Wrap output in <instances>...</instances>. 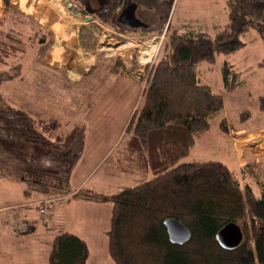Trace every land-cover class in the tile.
<instances>
[{"label":"trees","instance_id":"16d2710c","mask_svg":"<svg viewBox=\"0 0 264 264\" xmlns=\"http://www.w3.org/2000/svg\"><path fill=\"white\" fill-rule=\"evenodd\" d=\"M77 2L78 10L93 14L102 24L134 31L118 19L127 0ZM227 10V22L213 37L202 30L173 28L170 51L165 47L157 56L115 154L121 171L151 175L136 184L109 193L75 192L71 175L84 152V126L64 129L60 119L35 117L0 93V165L8 176L27 181L32 190L48 196L37 202L41 208V201H47L46 214L41 213L45 220H49L48 209L55 199L73 194L111 204L107 251L115 264H264V181L258 182L257 193L246 180L258 165L248 162L237 173L220 160H185L198 137L210 130L212 119L224 110L222 96L197 76L199 63L213 64L218 54L236 52L246 44L242 35L250 30L264 40V0H227ZM19 18L0 16V65L10 69L0 68V85L21 69V62L10 61L24 53L25 29L19 25L34 29L32 20ZM36 26L31 36L44 42L48 32L42 25ZM86 29L93 38L92 28ZM159 29L148 26L145 31ZM35 65L33 85L48 97L69 92L77 101L91 82L72 83L60 69L40 62ZM259 65L264 66V57ZM98 70L97 62L89 73ZM108 71L120 78L131 69L114 58ZM223 72L227 90L241 85L238 73L229 65ZM259 102L264 108V96ZM167 218L186 225L190 240L183 244L171 241L164 224ZM231 221L242 227L244 240L238 247L226 249L216 234ZM89 255L87 241L61 227L51 241L48 258L49 264H85Z\"/></svg>","mask_w":264,"mask_h":264},{"label":"rangeland","instance_id":"374dc122","mask_svg":"<svg viewBox=\"0 0 264 264\" xmlns=\"http://www.w3.org/2000/svg\"><path fill=\"white\" fill-rule=\"evenodd\" d=\"M13 1L0 0V16L9 19L17 17H20V20L30 19L34 22V25L32 24L34 29L29 30L30 25L27 26V24L19 25L25 29L24 53L13 57L10 61L14 63L21 62V69L14 78L2 82L0 93L6 100L23 106L35 117H56L60 119L64 123V129L75 128L79 125L84 126V152L71 175V184L74 189L81 184L80 188L75 192L83 193L93 189L97 192L109 193L120 187L136 184L144 177L149 178L151 175L121 171L118 168L115 154L118 152L122 142L120 144L117 142L115 146L112 137L115 139L118 135V127L119 131L123 130L125 132L126 124L141 98L157 56L165 47L170 51V32L172 29L179 28V24L184 22L186 24L185 27L180 29L181 31L201 30L199 28L201 26L197 23L203 21L204 27L208 29V31H204L213 37L227 18V0H134L138 5L136 10L137 17L148 24H150V21L152 24L154 20L157 23L156 26H148L161 28L151 31H145V28L134 29V31H121L112 26L102 24L93 18L91 13L83 14L82 10L75 9L74 3L77 0H65V9H69L71 13L75 11L83 15L82 23L88 24L86 27L90 26L93 32V39L89 37V40L93 41L97 50L103 53L100 62L102 67L97 73L83 78L90 80L92 85L90 82L89 87L83 89L77 101L69 97V92H67L66 96H62L63 93H58L57 96L54 95L52 97L45 96L40 91L38 92L33 85L32 70L36 66V62H44L45 54L51 45V33L42 25L48 32L45 41L39 43L38 40L34 39L31 35L36 30V24H41L33 16L22 11L11 14L12 12L3 8V4L8 5ZM24 2L32 5V3H38V0H28V2L24 0ZM69 2L71 7L68 5ZM17 3L20 5V0H17ZM87 6L89 7L88 4ZM214 9L217 11V17L211 20L212 17L208 15ZM214 13L215 11L212 14L213 16ZM87 15L92 17L90 21L86 20L85 16ZM94 20L98 22L96 23ZM212 21L214 23L217 22L219 26L214 29L211 25ZM10 26H13L12 23H9ZM103 33L106 36L103 37ZM41 34H43V31ZM143 36L157 38L158 50L151 63L145 62L146 59L143 56L139 60L138 50L141 49L142 43L140 40L144 39L142 38ZM242 39L246 44L236 52L229 55L218 54L213 64L204 61L199 63L196 71L197 76L199 77L200 75L203 78L201 79L203 82L208 81L212 84L213 87L211 88H214L213 90L222 96L224 110L221 115L212 119L210 130L198 137L196 145L191 149L190 155L185 160H220L237 173H239L241 166H245L252 161L258 166L255 167L254 175L247 177L246 180L252 183L257 193H260L258 182L264 181V108L260 107L259 98L264 96V66L259 65V62L264 57V40L256 30L244 33ZM126 43L129 44L126 50L127 55L123 54L125 50L115 53L107 50L110 46V48H118ZM114 58L124 62L131 69L126 74L127 77H130L128 83L132 85V81L137 82L136 98L130 99L129 102L125 96L127 92L122 93L119 91V84L114 85L116 78L112 77L108 71V67L114 61ZM144 63L146 66H143ZM226 64L238 73L242 82L233 91L227 90L224 86L223 71ZM0 68L1 70H10L9 67L4 65H0ZM117 91L120 94L122 93V95H118ZM5 170L0 165V224H6L9 221V215L15 211L14 208L8 207L11 205L8 202L20 199L25 200L35 196V190H32L31 184L8 176ZM53 197L54 199L57 198ZM75 199L79 201L78 199L81 198H72V200ZM58 203L64 202H54L53 205L56 206ZM104 204L105 202L98 204L101 222L105 220L107 222L108 218L107 210L104 208V212L101 211L103 206L106 207ZM106 204L111 207L110 203L106 202ZM55 206L52 207L56 211ZM32 208L34 217H36L39 225L35 235L30 238H24L28 239V241L23 240L21 242L22 239L20 237L17 240L16 236L12 235L11 237L3 232L2 236H0V264H41V262L47 264V260H42L48 256L50 249V237L48 236L52 232L51 230L47 231L45 227L54 225L57 219H54L55 222H48V220L42 222L39 218L41 215L39 214L41 213L40 208L39 211L35 206H32ZM58 210H60L59 206ZM66 210L63 211V217L59 214L58 222L62 221L68 225L71 222L70 215L72 211L70 209ZM109 212L108 208V214ZM96 216L98 217V214ZM74 217V226H76L77 211H75ZM22 229L24 228L17 226L15 230ZM0 231H2L1 227ZM24 241L27 242L25 244L28 246L27 249L22 246ZM38 249H40V253L38 251H36L38 254H35V251L31 253V250ZM90 264H115V262L111 259L106 249L102 251L98 249L96 251L93 250Z\"/></svg>","mask_w":264,"mask_h":264},{"label":"crops","instance_id":"0c3cea01","mask_svg":"<svg viewBox=\"0 0 264 264\" xmlns=\"http://www.w3.org/2000/svg\"><path fill=\"white\" fill-rule=\"evenodd\" d=\"M13 2L8 5L3 4L2 6L6 10L12 12L11 14H16L22 11L25 14H29L33 16L34 19H36L41 25L45 27V29H47L51 33V42H50L51 45L50 48L48 49V52L45 54L44 62H43L44 64H46L49 67L62 70L65 73L66 77L69 79V81L72 83L80 82L81 80H83V78H85V76L87 75L91 76L92 74L97 73L96 71L89 73L91 68L94 67L97 64V62L99 64V69L102 67V64L100 65V62L103 53L97 50L96 44L93 41L89 40L90 32L86 28H90V27L89 26L86 27V25L88 24L82 23L81 21L83 17L82 14L76 13L75 11L71 13L69 9H65V3H66L65 0H38V3H32V5L29 3H28L29 5L26 4L24 0H20V5L17 3V0H14ZM153 5L156 6V4L154 3ZM74 6L76 9L78 4L75 2ZM214 11L215 13L213 16L212 14ZM214 11H212L211 14L208 15L212 17L211 20H214L217 17L216 9H214ZM227 19H228V13L226 20ZM226 20H224L223 25L226 23ZM94 22L97 23L98 21L94 20ZM156 24H157L156 21L154 22L153 20L152 24L150 21V24L148 25L156 26ZM185 24L186 23L181 22L179 24V29L185 27ZM197 24L201 26L199 27L198 25H196L199 28H201L202 31L204 30L208 31V29L204 27L203 21ZM211 25L213 26L214 29L219 26V24L217 22L214 23V21H212ZM104 36H106L105 33H103V37ZM127 54L128 53H125V55ZM129 78L130 77H127V75L124 77L116 78V81L114 83V85L119 84V91H121L122 93L125 91L127 92L125 96L128 102L130 99H135L137 95L136 94L137 82L132 81V85H131V83H128ZM199 78L203 79L200 75ZM204 83H206L210 87H213V85L210 84L208 81H205ZM117 93L118 95H122V93L120 94L118 91ZM123 136H124V131L123 130L119 131V127H118V135L116 136L115 139H113L112 137L113 144L115 146L117 142L118 144H120L122 142ZM80 186L81 184H79V186L75 188V191L78 190ZM34 193L35 196L31 198L29 197L28 199L25 200L20 199V200H13L12 202H8L11 203V205L8 207L14 208L15 211L13 214L9 215V221L6 224H0V227L2 228V231H0V236H2V233L5 232L7 235L11 237L12 235L16 236L17 240L20 237L22 239L21 240L22 242L23 240L28 241V239H24V238H30L35 235V232L37 231V226L39 225L36 217H34V211L32 206H35V208H37L39 211L37 202L39 199L46 196H43L38 191H35ZM72 198L74 199L76 197H74L73 194H71L66 198L63 197L61 199H55L51 203L50 208L48 209L49 212L48 222L51 221L55 222L54 221L55 218L57 219L56 220L57 222L54 225H51L50 227H45V229H47V231L51 230L52 232L51 234L48 232L50 234V236H48L50 237L49 238L50 244L57 230L60 229L61 227H64L69 231L79 234L82 238H84L87 241L89 245L90 256L85 264H90L93 250L94 251L98 249H101V251L103 249L107 250L108 237L106 235V231L108 229L110 222L111 207H108V204L106 203L104 204L106 205V207L103 206L101 211L104 212V208H105V210H107L106 214L108 218H107V222L106 220L101 222V220L99 219L100 211L98 210L99 208L98 204H100V202L82 200V199H78L79 201H76L77 199L72 200ZM54 202H64V203L61 204L58 203L59 205L57 204L55 206L53 205ZM52 206L56 207V211L53 210ZM58 206L60 207V210H58ZM108 208L110 210L109 214H108ZM66 209H70L72 211V214L70 215L71 222L68 225L62 221L58 222L59 214L61 215V217H63L64 216L63 211ZM75 211H77L78 213V219L75 220L76 226H74V219H73L76 217V215L74 217ZM96 214H98V217L96 216ZM39 218L42 222H46L44 215L41 214ZM17 226L20 228L23 227L24 229L15 230ZM26 229H28L29 232L27 233L23 232ZM26 241L22 243V246L26 247L25 249H27L28 247L27 245H25L27 244ZM39 250L40 249L31 250V253L35 251V254H38L40 253ZM36 251H38V253ZM48 255H49V251H48ZM44 260H47V264H49L48 256L42 261ZM41 264H43V262H41Z\"/></svg>","mask_w":264,"mask_h":264},{"label":"water","instance_id":"95a60500","mask_svg":"<svg viewBox=\"0 0 264 264\" xmlns=\"http://www.w3.org/2000/svg\"><path fill=\"white\" fill-rule=\"evenodd\" d=\"M71 5V3H69ZM137 3L133 0H127L125 7L119 14V21L124 26L131 29L145 28L148 23L139 19L136 15ZM78 10V8L76 7ZM91 16L87 15L86 20L90 21ZM171 241L176 243H186L191 238V231L181 221L175 218H167L164 221ZM219 244L226 249L238 247L244 240L242 227L235 221L225 224L216 234Z\"/></svg>","mask_w":264,"mask_h":264},{"label":"built area","instance_id":"2783aa9c","mask_svg":"<svg viewBox=\"0 0 264 264\" xmlns=\"http://www.w3.org/2000/svg\"><path fill=\"white\" fill-rule=\"evenodd\" d=\"M142 38H144L143 40H140L142 43V46H141V49L138 50L139 60H140V57L143 56L146 59L145 62L151 63L154 60L156 52L158 50L157 49L158 42L156 41L157 38L156 37H146V36H143ZM138 45H141V44H138ZM143 66H146L145 63ZM41 202H42L43 207L40 208V211L42 214H46L45 207L47 205V201L45 200Z\"/></svg>","mask_w":264,"mask_h":264},{"label":"bare ground","instance_id":"6f19581e","mask_svg":"<svg viewBox=\"0 0 264 264\" xmlns=\"http://www.w3.org/2000/svg\"><path fill=\"white\" fill-rule=\"evenodd\" d=\"M58 4V3H57ZM61 5V4H60ZM123 44V43H122ZM111 47V46H110ZM107 48V50H109L111 53H115V52H118V51H124L125 50V52H123V54H125V53H127L126 52V50L128 49V47H129V44L128 43H126V44H124V45H120L118 48L117 47H115V48ZM57 48V47H56ZM55 49V48H54ZM60 51V50H59ZM108 51V52H109ZM61 52V51H60ZM55 53V52H54ZM53 53V54H54ZM56 55V54H55ZM74 62V61H73ZM83 62V61H82ZM84 66V65H83Z\"/></svg>","mask_w":264,"mask_h":264},{"label":"flooded vegetation","instance_id":"af4514ba","mask_svg":"<svg viewBox=\"0 0 264 264\" xmlns=\"http://www.w3.org/2000/svg\"><path fill=\"white\" fill-rule=\"evenodd\" d=\"M148 27V26H147ZM146 28V27H145Z\"/></svg>","mask_w":264,"mask_h":264}]
</instances>
